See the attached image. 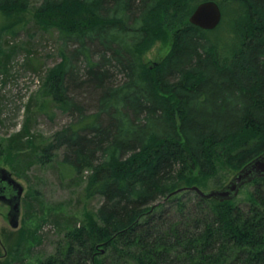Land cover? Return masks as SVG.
Segmentation results:
<instances>
[{
    "label": "trees",
    "instance_id": "1",
    "mask_svg": "<svg viewBox=\"0 0 264 264\" xmlns=\"http://www.w3.org/2000/svg\"><path fill=\"white\" fill-rule=\"evenodd\" d=\"M204 1L235 16L226 57L218 27L188 22ZM29 5L0 0V12L8 22ZM36 14L57 33L43 89L68 122L34 160L61 151V176L102 199L37 264H264V178L239 200L170 196L220 161L235 174L264 152V0H42ZM165 26L172 47L149 67Z\"/></svg>",
    "mask_w": 264,
    "mask_h": 264
},
{
    "label": "rangeland",
    "instance_id": "2",
    "mask_svg": "<svg viewBox=\"0 0 264 264\" xmlns=\"http://www.w3.org/2000/svg\"><path fill=\"white\" fill-rule=\"evenodd\" d=\"M42 0H30L29 8L14 13L12 21L0 12V167L11 172L23 186L18 227L9 224V209L0 203V264H37L54 251V243L68 230L87 224L102 201L84 195L83 178L61 176L58 151L52 162L35 161L34 155L68 122L43 89L45 73L58 63L59 42L54 29L40 27L36 10ZM231 10L212 32L218 38L221 57L236 46L235 19ZM234 20V21H233ZM165 26L154 46L144 55L149 67L172 47ZM28 155V156H27ZM224 162L216 163L212 178H196L189 186L202 191L218 188L234 175ZM184 184L181 187H186ZM246 186L237 200L246 196Z\"/></svg>",
    "mask_w": 264,
    "mask_h": 264
},
{
    "label": "water",
    "instance_id": "3",
    "mask_svg": "<svg viewBox=\"0 0 264 264\" xmlns=\"http://www.w3.org/2000/svg\"><path fill=\"white\" fill-rule=\"evenodd\" d=\"M221 20L222 12L219 5L215 1H204L195 8L188 22L202 30L212 31L218 27ZM258 178H264V152L245 164L219 189L202 191L198 187L193 186L178 189L170 196L188 189L196 192L201 198L206 200L230 201L238 196L245 185ZM22 193L23 186L15 180L10 171L0 167V203L9 207V212L12 215L9 224L15 229L19 224Z\"/></svg>",
    "mask_w": 264,
    "mask_h": 264
},
{
    "label": "flooded vegetation",
    "instance_id": "4",
    "mask_svg": "<svg viewBox=\"0 0 264 264\" xmlns=\"http://www.w3.org/2000/svg\"><path fill=\"white\" fill-rule=\"evenodd\" d=\"M8 207V206H7ZM8 209H9V207H8ZM9 213V222H10V220H11V218H12V215H11V213L10 212H8Z\"/></svg>",
    "mask_w": 264,
    "mask_h": 264
}]
</instances>
